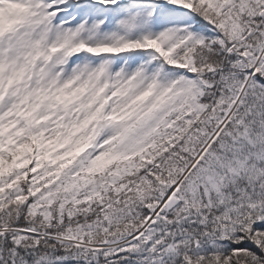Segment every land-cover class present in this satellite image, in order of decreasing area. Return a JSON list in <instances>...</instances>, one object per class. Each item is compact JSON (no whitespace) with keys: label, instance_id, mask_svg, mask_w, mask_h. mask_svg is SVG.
I'll use <instances>...</instances> for the list:
<instances>
[{"label":"snow or ice","instance_id":"obj_1","mask_svg":"<svg viewBox=\"0 0 264 264\" xmlns=\"http://www.w3.org/2000/svg\"><path fill=\"white\" fill-rule=\"evenodd\" d=\"M0 264H264V0H0Z\"/></svg>","mask_w":264,"mask_h":264}]
</instances>
